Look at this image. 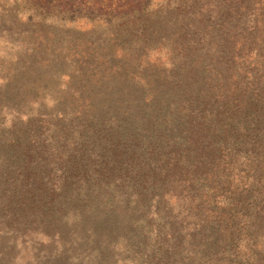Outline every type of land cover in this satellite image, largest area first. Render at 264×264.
<instances>
[{
  "label": "trees",
  "instance_id": "trees-1",
  "mask_svg": "<svg viewBox=\"0 0 264 264\" xmlns=\"http://www.w3.org/2000/svg\"><path fill=\"white\" fill-rule=\"evenodd\" d=\"M11 1L104 39L60 73L58 124L9 134L10 202L79 241L123 233L139 264H264V0Z\"/></svg>",
  "mask_w": 264,
  "mask_h": 264
},
{
  "label": "rangeland",
  "instance_id": "rangeland-1",
  "mask_svg": "<svg viewBox=\"0 0 264 264\" xmlns=\"http://www.w3.org/2000/svg\"><path fill=\"white\" fill-rule=\"evenodd\" d=\"M20 10L11 0H0V264H139L134 251L124 247L123 233L108 243L92 237L79 241L80 230L75 224L43 227L10 202L4 183L9 134L23 127L45 137L48 127L58 124L48 97L69 96L58 87L59 76L63 78L60 73L77 69L69 61L85 49L86 42L104 39L100 36L103 26L87 20L27 22ZM46 60L49 67L43 63ZM15 94H23L25 101L19 102ZM35 99L43 104L33 105ZM17 106L24 114L14 113ZM27 118L40 120L32 127L25 123ZM174 202V213L185 220L188 210L182 201ZM151 225L156 222L152 220Z\"/></svg>",
  "mask_w": 264,
  "mask_h": 264
}]
</instances>
